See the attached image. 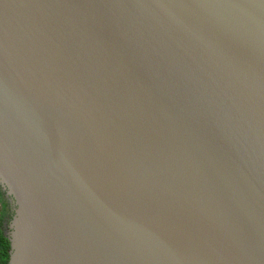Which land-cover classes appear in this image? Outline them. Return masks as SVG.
Here are the masks:
<instances>
[{
  "label": "water",
  "instance_id": "95a60500",
  "mask_svg": "<svg viewBox=\"0 0 264 264\" xmlns=\"http://www.w3.org/2000/svg\"><path fill=\"white\" fill-rule=\"evenodd\" d=\"M6 264H264V0H0Z\"/></svg>",
  "mask_w": 264,
  "mask_h": 264
},
{
  "label": "trees",
  "instance_id": "16d2710c",
  "mask_svg": "<svg viewBox=\"0 0 264 264\" xmlns=\"http://www.w3.org/2000/svg\"><path fill=\"white\" fill-rule=\"evenodd\" d=\"M9 244L3 236V221L0 213V264H6L8 259Z\"/></svg>",
  "mask_w": 264,
  "mask_h": 264
}]
</instances>
